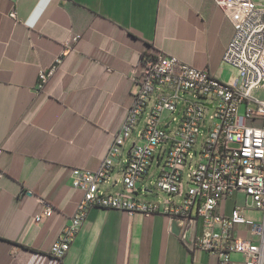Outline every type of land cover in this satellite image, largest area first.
Listing matches in <instances>:
<instances>
[{
  "label": "crops",
  "instance_id": "0c3cea01",
  "mask_svg": "<svg viewBox=\"0 0 264 264\" xmlns=\"http://www.w3.org/2000/svg\"><path fill=\"white\" fill-rule=\"evenodd\" d=\"M233 32L214 0H0V264H221L215 253L189 250L162 212L93 207L63 258L50 247L85 195L72 169L99 168L133 106L131 68L142 54L155 48L230 82L235 70L223 55ZM59 58L40 85V71ZM140 131L101 191L127 192L122 169ZM47 206L53 213L37 222ZM236 206L263 217L243 191L220 209L230 216ZM235 234L252 233L238 224ZM230 257L244 264L243 254Z\"/></svg>",
  "mask_w": 264,
  "mask_h": 264
},
{
  "label": "built area",
  "instance_id": "2783aa9c",
  "mask_svg": "<svg viewBox=\"0 0 264 264\" xmlns=\"http://www.w3.org/2000/svg\"><path fill=\"white\" fill-rule=\"evenodd\" d=\"M214 1L233 23L223 62L235 70V77L227 82L208 68L155 48L144 52L131 68V78L138 86L133 106L106 157L96 170L71 171L72 186L83 189L85 195L51 244L52 256L63 258L88 211L102 207L182 218L179 235L189 250L215 253L221 264H239L231 260L232 252L243 254L244 264H264V96L259 95L264 89V7L257 0ZM78 38L74 36V40ZM60 61L40 71V85L49 80ZM182 101L185 106L179 109ZM149 106L146 124L122 169L121 181L127 192L101 191ZM176 112L181 118L173 127L176 118L171 116ZM2 152L0 146V156ZM155 163L160 168L155 188L178 195L181 202L168 198L147 202L131 195L149 190L144 180ZM236 190L245 192L251 206L262 211V219L246 217L241 206L230 216L221 211V202ZM52 213L47 206L35 220L40 222ZM238 224L249 225L251 237L237 236ZM186 234H193V241H186Z\"/></svg>",
  "mask_w": 264,
  "mask_h": 264
},
{
  "label": "rangeland",
  "instance_id": "374dc122",
  "mask_svg": "<svg viewBox=\"0 0 264 264\" xmlns=\"http://www.w3.org/2000/svg\"><path fill=\"white\" fill-rule=\"evenodd\" d=\"M258 2L259 3H264V0L263 1L262 0H258ZM259 95L260 96H264V89L260 91ZM188 96L190 97V95H188ZM154 99H155V96H154ZM184 106H185V102L182 101L179 104V109H183ZM150 109H151V106L147 107V109L144 111V114L142 115L141 121H140V123L137 126L136 132H139L141 129L144 128V126L146 124V121H147V118H148V115H149V112H150ZM173 118H176L173 121V127H175L178 124V120L181 118V113L180 112H176V113L172 114L171 119H173ZM200 140H202V137L200 138ZM130 142H131V137L126 143L127 147L130 144ZM159 169L160 168L157 166V163H155L153 165L152 169H151L150 176H146V178H145V184L150 187L149 188L150 192L140 191L139 193H136L135 196L138 199L145 200L147 202H162L166 198L171 199V200L173 199V195L165 193V192L158 191L155 188L157 174H158ZM152 173H154L155 175L152 176ZM174 200L177 201V202H181V198H179L177 196L174 197Z\"/></svg>",
  "mask_w": 264,
  "mask_h": 264
},
{
  "label": "water",
  "instance_id": "95a60500",
  "mask_svg": "<svg viewBox=\"0 0 264 264\" xmlns=\"http://www.w3.org/2000/svg\"><path fill=\"white\" fill-rule=\"evenodd\" d=\"M183 224H184V220L182 218L174 217L172 219V230H173V232L179 235L181 230H182Z\"/></svg>",
  "mask_w": 264,
  "mask_h": 264
}]
</instances>
